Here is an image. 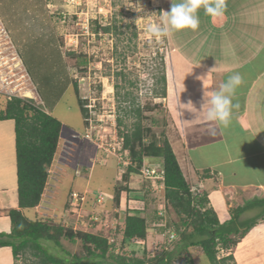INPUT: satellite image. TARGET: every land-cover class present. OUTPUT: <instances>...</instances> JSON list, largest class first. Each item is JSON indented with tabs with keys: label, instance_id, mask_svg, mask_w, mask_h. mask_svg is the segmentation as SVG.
Returning a JSON list of instances; mask_svg holds the SVG:
<instances>
[{
	"label": "rangeland",
	"instance_id": "obj_1",
	"mask_svg": "<svg viewBox=\"0 0 264 264\" xmlns=\"http://www.w3.org/2000/svg\"><path fill=\"white\" fill-rule=\"evenodd\" d=\"M13 1L14 4H23V7L13 9L14 19L20 21L37 17L42 23L40 29L43 31L35 34L33 27H24L22 30V27L12 22L10 29L13 35L20 40L24 38L28 47L24 45L22 49H18L17 45L21 41L15 40V49L6 50L1 42V28L4 26L1 17L8 16L10 9L7 4L12 2L0 0V50L4 51L0 53V79L8 82L11 90L16 88L15 94L33 100L37 106L50 111L63 123V133L49 167L44 194L40 203L25 214L30 218L58 223H63L62 220L66 216L68 226L75 231L87 230L108 237L112 245L111 251L114 253L137 256L145 260L153 258L167 246L166 233L155 225L158 219L151 217L156 214L160 218L157 212L166 204L163 200L165 192L157 194L152 191L151 182L141 176L140 170L138 174H130L127 180L124 179L127 171L121 172V161L111 153L116 147L114 136L120 137V130L125 131L124 126L120 128L117 125V117H122L128 125L134 121L133 115L128 116L126 112L133 99L145 106L154 104L153 110L145 109L144 114L148 118L143 119V123L152 127L157 138L164 135L167 137V133L175 129L169 97L158 93L163 85L160 81L163 75L167 81V94L170 88L169 79L173 81L168 58L171 41L169 36L157 39L150 28L161 24L163 11H170L172 3H178L180 0ZM197 14V30L178 31L182 33L184 40L191 41L192 46L197 43L196 37L202 30L201 27L209 25L204 22L208 15L203 8H200ZM108 24H116L117 29L109 33L101 30L96 32L94 29L96 25ZM178 59L176 56V61ZM19 61L29 74L24 78H21V71L19 74L13 63ZM176 77L178 78L177 75ZM54 89H57L59 94L55 98ZM28 91L32 92L33 96L26 97ZM0 94V105H3V96H6V93L0 91ZM43 97L52 103L48 104ZM56 100L58 103H55ZM79 100L84 102L87 115L81 111ZM144 161L151 165L155 159L147 157ZM121 187L144 191L146 204L140 209L137 203L129 205L125 200L122 208L115 200V195L120 192ZM99 190L112 193L114 199H105V205H94L95 199L89 192L96 193ZM73 191L88 192L86 201L74 211L71 210L69 202ZM257 197L261 199L264 196ZM246 202L253 201L245 200L242 204ZM136 207L152 218H148V240V234L146 239L141 241L135 238L124 239L127 210ZM92 212L100 213L99 220L93 226H86L84 223L89 221ZM215 212L224 221L231 218V214L225 216L226 211L222 206ZM259 212L261 208L250 203L242 221L254 218V213L258 215ZM167 219L171 227L178 225L179 218L168 204ZM180 237L179 230L178 237L169 249L176 246ZM244 237L238 238L239 244L243 243ZM238 243L232 245L229 250L220 247L219 258L232 254L233 260L228 264H247L251 252L247 251L252 250V247L250 248L249 244L245 245L246 247H238ZM44 244L56 255L68 256V252L79 255L84 253L83 243L78 238L72 241L62 237L60 246L50 241ZM188 257L193 264H211L200 246L189 247L176 264L188 261ZM33 259L35 258L29 253L26 256L21 253L14 258L15 264H31ZM252 264L261 263L256 261Z\"/></svg>",
	"mask_w": 264,
	"mask_h": 264
},
{
	"label": "crops",
	"instance_id": "obj_2",
	"mask_svg": "<svg viewBox=\"0 0 264 264\" xmlns=\"http://www.w3.org/2000/svg\"><path fill=\"white\" fill-rule=\"evenodd\" d=\"M11 2L7 4L9 18L5 16L1 20L12 33L13 42L21 41L14 45L18 49L24 45L27 48V41L15 37L10 25L15 22L22 30L33 27L35 34H40L42 23L37 17L16 21L13 9L23 7V4ZM205 20L209 25L201 27L193 46L178 31L168 35L173 83L169 79L167 96L175 129L168 132L167 137L190 186L207 195L208 207L215 211L222 206L228 217L232 215L231 211L243 206L245 200L264 196V0H229L222 16L208 15ZM235 72L243 77L234 98L239 108L233 109L231 123L224 128L206 121V106L202 109V104L204 94L211 95ZM189 101L192 104L183 105ZM208 128H214L215 134H208ZM154 159V164L161 165V158ZM17 170L15 121L3 119L0 120V233L11 232L9 210L20 209ZM125 200L127 197L123 202ZM123 202L122 206L126 201ZM137 205L141 209L144 203ZM27 211L31 210L22 209L24 213ZM141 213L147 219H158L156 214L149 217L148 213ZM255 214L254 218H257ZM221 218L220 222H224ZM244 238L238 247L248 244L252 247L247 251L251 252L246 263L260 261L264 264V218L257 219ZM0 264H15L10 246L0 247Z\"/></svg>",
	"mask_w": 264,
	"mask_h": 264
},
{
	"label": "trees",
	"instance_id": "obj_3",
	"mask_svg": "<svg viewBox=\"0 0 264 264\" xmlns=\"http://www.w3.org/2000/svg\"><path fill=\"white\" fill-rule=\"evenodd\" d=\"M94 29L96 32L101 30L109 33L113 29L116 30L117 26L116 24L96 25ZM160 81L163 85L158 93L166 97L165 75ZM53 95L54 98L59 95L57 89H54ZM3 98V105H0V120L15 121L20 209L9 210L12 229L9 233H0V247L10 246L15 259L21 253L25 256L29 253L35 258L31 264H176L189 247L200 246L211 264H228L233 260L232 254L219 258V248L229 250L232 245L239 242L238 238L245 236L257 219L264 218V198H261L237 207L233 210L230 219L220 222L214 209L207 206L209 201L207 195H194L190 191L191 186L183 174L169 139L163 133L161 139L157 138L152 127L143 123V119L148 118L144 114L145 109L153 110L154 104L141 105L136 103L135 99L126 110L128 116L133 115L134 121L128 125L124 123L122 117H117V125L120 128L125 127V131L120 130V135L124 138V147L129 150L132 160L124 179L127 180L130 174H138L145 158L162 159L159 163L164 169L165 198L179 218L176 227L178 231L180 230L181 237L176 246L173 249H163L153 258L145 260L137 256L114 253L111 251L109 238L101 234L75 231L60 222L30 218L22 212V209L32 210L41 201L49 177L48 169L56 153L63 123L50 111L37 106L29 98L14 96L9 99L7 95ZM43 98L48 104L52 103L51 100ZM55 103L58 101L56 100ZM78 103L83 114L87 115L84 102L79 100ZM149 136L152 138H148ZM132 189L121 187V194L118 192L115 195L116 203L122 206L123 198L132 193L130 196L135 199V204L138 202L146 204L143 198L144 191ZM250 203L261 208V212L257 218L240 220L241 214ZM155 225L162 230L164 228L160 218ZM147 232V217L142 215L140 210L128 208L124 220V239L144 240ZM62 237L72 241L80 239L84 253L79 255L68 252V256L56 255L44 244L50 241L60 246ZM182 264H193V262L189 258Z\"/></svg>",
	"mask_w": 264,
	"mask_h": 264
},
{
	"label": "clouds",
	"instance_id": "obj_4",
	"mask_svg": "<svg viewBox=\"0 0 264 264\" xmlns=\"http://www.w3.org/2000/svg\"><path fill=\"white\" fill-rule=\"evenodd\" d=\"M200 8L204 9L206 15L220 17L227 8V0H180L178 3H172L170 11H163L161 24L151 27L150 31L157 39L168 36L172 31L184 29L195 31L199 27L197 13ZM242 83L243 77L235 72L228 76L226 82L222 83L218 90L212 91L211 95L204 94L202 109L206 106V121L215 122L224 128L230 125L233 109L239 108V104L234 103V98L236 90ZM190 103L191 101L183 105ZM206 131L210 135L215 134L214 128H208Z\"/></svg>",
	"mask_w": 264,
	"mask_h": 264
},
{
	"label": "built area",
	"instance_id": "obj_5",
	"mask_svg": "<svg viewBox=\"0 0 264 264\" xmlns=\"http://www.w3.org/2000/svg\"><path fill=\"white\" fill-rule=\"evenodd\" d=\"M1 32L3 34V37L1 38L3 40H1V42H3L4 48L6 50H12L13 48L15 49L14 42L10 36V33L8 32V30L6 29L5 26H2ZM0 53H4V51L0 50ZM13 63L17 67L16 70L18 71V73H19V71H21V75H20L21 78H24L27 75H29L25 71V68H24L22 62L19 61V62H17L18 64L16 62H13ZM0 81H1L0 91H4L9 99H11L14 96L21 97L20 94H18V95L15 94L16 88L11 90V88L8 85L9 84L8 82L1 80V79H0ZM12 81L13 80H11V82ZM19 89H21V88H19ZM114 139L116 141L115 142L116 147H114V151L111 154L115 155L119 159V161H121V163L123 165V169L121 170V172L125 173V171H127L126 169H128V166L130 164H132L130 152L128 149H126L124 147V138L122 136L119 137V136L115 135ZM48 172H49V169H48ZM140 172H141V176L144 179L149 180L151 182L152 191H155V193H157V194L162 193V191H164V189H165L164 178L165 177H164V169H163L162 165H157V164L150 165V164H146V162L144 161V164L141 167ZM78 174H80V173H78ZM190 191L194 195H200L202 193L199 189H197L194 186H191ZM89 193L93 194V197L95 199L94 205H96V206L105 205V203H104L105 199H114V195L112 193H108V192L101 191V190L97 191L96 193H93L91 191ZM87 195H88L87 191H85V192H81V191L71 192L70 199H69L71 210L72 211L77 210V208H79V206L86 201ZM163 200L165 201L166 204H163L162 207H160L157 214L160 216L162 225L164 227L163 233L164 234L166 233V237H167V239H166L167 246H165V249H169V246H171L172 243L175 241V239L178 237V229L176 227H171L169 225L168 219H167V201H166L165 196L163 197ZM127 201L129 202V205H130L133 202H135V199H133L132 196L128 195ZM131 207H134V206L131 205ZM130 209H138V208L136 207V208H130ZM99 215H100V213H98V212L90 213L89 221H87L84 224H86V226H93V224L98 222L99 217H100ZM62 221H63V223H62L63 226H68V221L66 220V216H65V218H63ZM141 240L142 239H140V241Z\"/></svg>",
	"mask_w": 264,
	"mask_h": 264
},
{
	"label": "bare ground",
	"instance_id": "obj_6",
	"mask_svg": "<svg viewBox=\"0 0 264 264\" xmlns=\"http://www.w3.org/2000/svg\"><path fill=\"white\" fill-rule=\"evenodd\" d=\"M24 92H25V91H24ZM22 93H23V92H22ZM24 94H25V93H24ZM25 95H26V97H27V96H33V93L30 92V91H28L27 94H25Z\"/></svg>",
	"mask_w": 264,
	"mask_h": 264
}]
</instances>
